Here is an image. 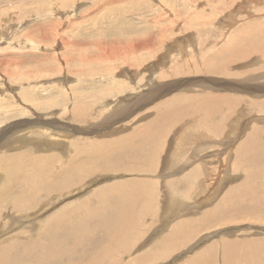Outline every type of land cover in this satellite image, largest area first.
I'll use <instances>...</instances> for the list:
<instances>
[{
  "label": "rangeland",
  "instance_id": "rangeland-1",
  "mask_svg": "<svg viewBox=\"0 0 264 264\" xmlns=\"http://www.w3.org/2000/svg\"><path fill=\"white\" fill-rule=\"evenodd\" d=\"M253 27L262 30V33L257 31L254 34L255 38L252 36ZM262 28L264 0H0V185L4 181L2 170H8L5 167V156L17 152H27L26 157L29 158L40 155L46 162L49 161L45 159L48 155L67 164H76L77 160L88 162L92 158L94 160V157L115 159L114 155L118 153L121 157L118 169L107 168L102 171L99 168L104 163L102 161L98 167L92 165L93 162L85 163L86 169L91 170L83 172L84 181L76 182L75 189L64 196L58 195L50 200L51 197L43 195L39 200L47 199L49 203L41 205L42 208L13 214L6 204H0V242L42 239V242L51 246L53 238L54 252L59 255L62 253L65 264L68 258L73 264L77 261L80 264L84 259L85 262L91 260L95 264L96 249L104 242L102 234L106 232L91 217L87 218L86 233L77 230V219H74L73 228L69 232L50 231L49 235H34L47 223L50 225L54 222L49 218L53 213L63 208L67 210L77 207L80 205L77 204L79 200L84 198L91 203L97 196L99 200L104 199L105 194H101L103 191H111L113 195L116 183L126 188V194L138 189L145 193L150 190L149 187L156 186L155 190L160 188L163 197L158 203L160 214L140 220V224L136 223L139 232L126 236V240L134 243L133 247L130 245L131 250H128L132 253H124L118 246L115 250L113 248L115 254L112 255L120 260L119 264H187L190 259L195 260L197 253L206 249L210 243H213L217 254L215 252L209 264H264V247L256 246L257 243L264 246V158L246 165V158L241 156L240 159L236 153L242 140L248 142L249 138L251 145L253 139V145H259H254L251 155H255L256 150L258 153L264 152ZM250 38L255 39L253 42L258 39L255 47H261L256 52L253 45L246 44ZM246 47L252 50L249 48L248 51ZM243 49L247 51L242 52ZM231 52L238 53L237 58L240 57L239 60L231 57L230 63L232 66L234 63L240 64V72L237 70L240 76H236L237 73L222 75L208 71L207 65H218L220 61L224 64V56L233 55ZM217 53L220 61L214 56ZM251 86H257V89ZM204 94L223 98V102L216 103L218 107L213 106L215 103L203 107L198 97ZM177 96L180 99L175 102V106H184L185 115H182L192 118L197 113V120L187 116H183V119L176 112V107L175 110L172 108L173 102L168 101ZM227 97H232L233 102L239 105H231L225 99ZM183 102L186 105H182ZM226 102L240 110L233 112L235 110ZM161 103V110L164 111L160 115L168 110L176 114L172 118V112L169 115L163 114V117L159 116L161 120L158 118L153 122L151 116L145 115ZM77 104H84L82 106L86 109L83 110ZM75 105L83 110L80 111L85 113L83 117L76 115L78 112L76 110L75 113ZM240 106L247 107L249 111ZM204 116L208 117L207 120ZM222 116L225 117L224 121ZM215 118L219 119L214 121ZM146 119L156 126L162 122V129L166 127L171 130L169 134L165 133L168 139L165 136L160 139L162 145L159 153L149 142L147 131L150 130L144 124ZM180 119L183 123L178 121ZM169 120L173 124L177 120L180 130L171 134L174 125ZM208 120L213 121L215 126ZM178 132L183 133L179 135L181 138H176ZM175 139L179 140L175 142ZM139 145V149L133 148ZM101 151L105 155H100ZM144 151L154 154L156 158L149 157L151 161L155 159V164L146 159L144 161V155H148ZM89 152L95 154L83 159L91 155ZM246 156L248 159L250 155ZM248 160L251 161V158ZM194 165L197 168L194 169ZM27 167L32 168L30 163H27ZM195 171L199 174L196 175ZM53 175L48 177L50 182L56 178ZM177 181H184L187 185L183 189L184 195L176 191L179 184ZM244 185L250 187L247 192L242 191ZM27 186H24L23 195L40 196L37 188ZM52 187L56 192L55 186ZM167 189L173 190L168 198L171 203H166L168 192L163 191ZM111 194L107 198L108 203L114 201ZM141 197L136 203L135 213L142 206L150 213L152 209L149 212V206L155 207L158 200L151 199L154 200L151 205V202L142 205L144 197ZM106 210L104 207L107 215L105 221L109 222L112 218L110 216L114 215ZM180 221L183 225L176 230ZM89 235L93 236L89 238ZM228 241L235 244L234 250L237 254L241 253L247 263L230 262L222 255L221 250ZM70 246L74 249L70 250ZM259 248H263V252ZM46 250H38L36 257L46 256ZM248 251L251 254H247ZM257 254L259 257H256ZM64 255L68 258H64ZM25 256L29 258H22L25 264L42 263L31 262L30 252ZM47 264H53L52 260Z\"/></svg>",
  "mask_w": 264,
  "mask_h": 264
},
{
  "label": "bare ground",
  "instance_id": "bare-ground-1",
  "mask_svg": "<svg viewBox=\"0 0 264 264\" xmlns=\"http://www.w3.org/2000/svg\"><path fill=\"white\" fill-rule=\"evenodd\" d=\"M258 28V27H257ZM257 28H254L253 27V31H254V33H253V31H252V33H253V38H255L254 36V34L257 32V31H261V33H262V30H259V29H257ZM252 29V28H251ZM263 29V28H262ZM264 30V29H263ZM249 33H250V31H249ZM259 35H260V33H258ZM241 35V34H240ZM246 35V34H245ZM262 35V34H261ZM260 35V36H261ZM242 36V35H241ZM247 36V35H246ZM246 36H245V38H246ZM252 36H250V37H252ZM257 36V35H256ZM243 38H244V36H242ZM248 37H249V34H248ZM262 37H263V35H262ZM262 37H260L261 39H263ZM237 38V37H236ZM242 39V38H241ZM244 40H246V39H244ZM260 40V39H259ZM253 41H255V39H251L250 38V40H248V42H247V40H246V42L244 41V43H246L247 45H248V43H250L251 44V46L253 45L254 46V50H255V52L257 51V49H260L259 47H261V46H263L264 47V45H261V46H259L258 45V47H255V44H257V41H258V39H257V41L256 42H253ZM260 43V42H259ZM229 45V44H228ZM232 45V44H231ZM232 46H234V45H232ZM250 46V47H251ZM252 46V47H253ZM227 47H229V46H227ZM244 47V46H243ZM248 47V46H247ZM245 48V49H248V51H249V48ZM233 49H235V48H233ZM242 49V48H241ZM245 49H243V51L242 52H244V51H247V50H245ZM251 50H252V48H250ZM263 49V48H262ZM221 51H223V50H221ZM221 51H220V53H221ZM264 51V50H263ZM263 51H261V52H263ZM252 52V51H251ZM248 53V52H247ZM204 54V53H203ZM223 54V53H222ZM231 54H233V52H231ZM238 54V53H237ZM237 54H233V55H229V56H224L226 59H225V63L223 64V63H221L222 61H220L219 59L220 58H217L218 56L217 55H219V53H217L216 55H214V56H216V58L218 59V61H220V63L217 65H214V64H212V65H209V67H208V65H207V69H208V71H211V72H219L220 74L222 73V75H232V74H235L236 75V73H237V75L236 76H240L239 74H238V71H239V69L241 68V66H240V64L239 63H237V64H235L234 63V61H237V59L239 60V58L240 57H238L237 58ZM245 54H246V52H245ZM245 54H243V55H245ZM255 54V53H254ZM248 55H251V54H248ZM257 55V54H256ZM260 55H261V53H260ZM223 56V55H222ZM245 56H247V55H245ZM244 56V57H245ZM264 56V55H263ZM219 57H221V56H219ZM231 57H236L237 59H234V61L232 62V63H234L233 64V66H232V64H230L231 63ZM200 58V57H199ZM247 58H248V56H247ZM249 58H251L250 56H249ZM260 58V57H259ZM246 59V58H245ZM222 60V59H221ZM224 60V59H223ZM248 60V59H247ZM247 60H245V61H247ZM244 61V62H245ZM194 62V61H193ZM217 62V61H216ZM229 62V63H228ZM238 62V61H237ZM248 62V61H247ZM250 63V62H249ZM195 64V63H194ZM257 64H259V63H257ZM262 64H263V62H262ZM202 66V65H201ZM257 67V66H256ZM259 67V66H258ZM263 67V66H262ZM201 68V67H200ZM252 68V67H251ZM250 68V69H251ZM254 68V67H253ZM261 68V67H260ZM259 68V69H260ZM206 69V68H205ZM247 68H245V70H246ZM249 69V70H250ZM258 69V70H259ZM262 69V68H261ZM238 70V71H237ZM118 71V70H117ZM207 71V70H206ZM247 71H248V69H247ZM247 71H246V73H247ZM253 71V69L251 70V72ZM240 72V71H239ZM101 73V72H100ZM216 74H218V73H216ZM215 74V75H216ZM242 74V73H241ZM251 74V73H250ZM254 73H252V75H253ZM103 82V81H102ZM116 83V82H115ZM257 87V86H256ZM255 86H251V88H253V89H257ZM242 88V87H241ZM113 89V88H112ZM117 91L119 90L118 88H115ZM261 89V88H260ZM116 91V92H117ZM253 92V91H252ZM208 93V92H207ZM199 94V93H198ZM203 94V93H202ZM213 94V93H212ZM217 94V93H216ZM112 95H114V94H112ZM189 95H190V93H189ZM197 95V94H196ZM195 95V96H196ZM231 95V94H230ZM182 96H184L183 94H182ZM212 96H214V95H212ZM210 97L209 96V94H208V96L206 95L205 96V94L204 95H202V96H199L198 98L200 99V104L202 105V104H204L203 105V107L204 106H206V104L208 105L209 103L211 104L212 103V105L213 106H217L218 107V105L217 104H219L220 102V104H222V102H223V98L222 99H218V98H216L215 96L214 97ZM224 96V95H223ZM233 96V95H232ZM75 97V96H74ZM79 97V96H78ZM230 97V96H229ZM238 97V96H237ZM99 98V97H98ZM232 98V97H231ZM231 98H225L226 100H228L227 102H231V105H234L235 104V102H233V98L231 99ZM235 98H236V95H235ZM239 98V97H238ZM241 98V97H240ZM259 98V97H258ZM258 98H257V100H258ZM75 99V98H74ZM170 99V98H169ZM172 99V100H171ZM168 102L169 103H172L173 102V106H172V108L174 109L176 106V104H175V102L177 103V101H178V99H180L178 96L177 97H173V98H171ZM186 99V98H185ZM196 99V98H195ZM224 99V100H225ZM242 99H244V98H242ZM247 99V98H246ZM246 99H244V100H246ZM168 100V99H167ZM167 100H166V102H167ZM203 100V101H202ZM77 101V100H76ZM76 101H74V102H76ZM180 101V100H179ZM235 101V100H234ZM238 101V100H237ZM248 101V100H247ZM252 101H254V100H252ZM189 102V101H188ZM187 102V103H188ZM197 102V101H196ZM227 102H226V104H227ZM263 102V101H262ZM82 103V102H81ZM164 103V102H163ZM178 103H180V102H178ZM192 103V102H191ZM217 103V104H216ZM252 103V102H251ZM257 103H259V102H257ZM74 104V103H73ZM86 104V103H85ZM182 104V103H181ZM190 104V103H189ZM225 104V106L227 107V105ZM237 105H239L238 103H236ZM235 104V105H236ZM242 104H244V103H242ZM250 104V103H249ZM248 104V105H249ZM260 104V103H259ZM82 105H84V104H77V106H80V107H83ZM164 105H165V103H164ZM178 105V104H177ZM182 105H186V102H183V104ZM211 105V106H212ZM231 105H228L229 107L231 106ZM237 105H236V107H237ZM241 105V104H240ZM254 105V104H253ZM52 106V105H51ZM77 106L75 105V108H74V110H75V113H76V110H77V112L78 113H76V115H81L82 117H83V114H85V113H82V112H80V111H83V110H85L86 108H84L83 110H81V108H77ZM87 106V105H86ZM160 106H162V103H161V105H158L157 107H153L152 109H150L149 110V112H147L146 113V115L145 116H151L150 118H152V121L153 122H156L157 121V119L159 118V116L161 117H163V114H166V115H169V114H171V112H172V115H170V117L171 116H175L174 115V113H173V111H169L168 109V111H166V112H164V113H161V115H160V112L161 111H164V109H162L161 110V107ZM170 106H171V104H170ZM180 106V105H179ZM200 106V105H199ZM212 106V107H213ZM260 106V105H259ZM264 106V105H263ZM262 106V107H263ZM48 107V106H47ZM208 107H210V106H208ZM217 107H214L213 109H215V108H217ZM220 107V106H219ZM232 108L234 107V106H231ZM240 107H242V106H240ZM253 107V106H252ZM255 108H256V106H254ZM185 108H187L186 106H185ZM189 108H190V106H189ZM200 108V107H199ZM247 109V107L245 108V107H242V109ZM177 111V113H179V114H184V106L183 107H176L175 108ZM174 109V110H175ZM197 109V108H196ZM203 109V108H202ZM220 109H223V108H220ZM229 109L230 108H228L227 110L229 111ZM252 109V111H253V108H251ZM88 110V109H87ZM206 110V109H205ZM210 111H211V109H209ZM227 110H225V111H227ZM232 110V109H231ZM233 110H235V111H233V112H235L236 113V111L237 110H240V108L239 109H235V108H233ZM256 111H257V109H255ZM262 110V109H261ZM66 111V110H65ZM214 111V110H213ZM223 111V110H222ZM242 112H243V110H241ZM247 111H249V109H247ZM246 111V112H247ZM169 112V113H168ZM187 112H189V111H187ZM191 112H192V109H191ZM207 112H208V110H207ZM220 112V111H219ZM219 112H217L218 113V115H219ZM231 112V111H230ZM232 112V113H233ZM240 112V111H239ZM201 113V112H200ZM202 113H203V111H202ZM212 113V112H211ZM224 112H222L221 114H223ZM176 114V113H175ZM187 114V113H186ZM195 115H197V113H194ZM180 115V116H181ZM185 115V114H184ZM184 115H182L181 116V118H183V116ZM195 115H193L192 116V118L191 117H189V116H187V117H189L190 119H192V120H197V117L195 116ZM215 115V114H214ZM225 115V114H224ZM87 116V115H86ZM186 116H184L185 118H186ZM234 116H236L235 114H234ZM233 116V117H234ZM73 117V116H72ZM153 117H156V118H153ZM170 117H168L169 119H170ZM177 117H179V116H177ZM205 117V116H204ZM221 117V116H220ZM219 117V118H220ZM223 117L224 116H222V120L224 121V119H225V117H224V119H223ZM79 118V117H78ZM149 118V119H150ZM172 118V117H171ZM175 119H176V117H174ZM180 118V117H179ZM185 118H183V119H185ZM206 118H208L207 116L205 117V119ZM211 118V117H210ZM212 118H214V117H212ZM218 118V119H219ZM149 119H146L145 121H144V124L146 125V128H147V130H150V131H147L148 132V134H147V136H148V138H150L149 139V142H151L152 143V146L154 147H156L155 149H158V153H159V151H160V145H162V143L160 142V139L162 138V137H166V136H168V134L170 133V132H168V131H171V130H169V129H167L166 127H163V129H162V127H161V123H158L157 124V126L156 125H154V123L153 122H148V120ZM160 119V118H159ZM174 119V120H175ZM216 119L217 118H215V119H213L214 121H216ZM217 119V120H218ZM161 120V119H160ZM166 120V119H165ZM182 119H180V120H178L179 122H181V123H183L182 121H181ZM199 120V119H198ZM207 120V119H206ZM210 120V119H209ZM209 120H208V122H209ZM177 121V120H176ZM174 122V124L172 123V121H170L169 120V123L171 122L173 125V133L171 132V134H174L176 131L175 130H180V128H181V126H179L180 124H178V121L177 122ZM183 121H186V120H183ZM203 121V120H202ZM167 122V123H166ZM166 122H164V124L166 123V124H168V125H170L169 123H168V121H166ZM199 122V121H198ZM221 122V120L219 121V123ZM226 122V121H225ZM185 123H188V122H185ZM209 123H211L213 126H215V124L213 123V121H210ZM165 124V125H166ZM177 124V125H176ZM206 123H204V126H206L205 125ZM224 124V123H223ZM185 125V124H184ZM203 125V123L201 122V126ZM222 125V124H221ZM155 126H156V128H155ZM167 126V125H166ZM210 126V125H209ZM257 126V125H256ZM162 129H160V128ZM207 127V126H206ZM218 127H221V126H219L218 125ZM218 127H217V130H218ZM183 128H185V127H183ZM201 128V127H200ZM200 128L198 129V130H200ZM209 128V127H208ZM220 129V128H219ZM211 129L209 128V131H210ZM220 130H223V129H220ZM259 130V129H258ZM257 130V131H258ZM261 130V129H260ZM182 131V130H181ZM185 131V130H184ZM213 131H215V130H213ZM252 131H254V130H252ZM146 132V133H147ZM168 132V134L166 135L165 133H167ZM201 132H202V129H201ZM255 132V131H254ZM203 133H204V131H203ZM207 133V132H206ZM211 133H212V130H211ZM222 133V132H221ZM251 133H253V132H251ZM182 134L183 133H179L178 132V134H175L176 135V138L178 137V138H181L180 136H182ZM217 134V133H216ZM174 135V136H175ZM180 135V136H179ZM251 135V134H250ZM255 135V134H254ZM258 135V134H257ZM207 136V135H206ZM205 136V137H206ZM213 136H215V135H213ZM217 136V135H216ZM204 137V136H203ZM250 137V136H249ZM251 137H252V135H251ZM171 138V137H170ZM254 138V137H253ZM256 138V137H255ZM257 138H258V136H257ZM256 138V139H257ZM166 139H168L167 137H166ZM250 139V138H249ZM249 139H247L248 140V142H247V144H245L246 142L245 141H243L242 140V142L240 143V145L237 147V151H236V153H237V157L238 158H240L241 156H243V157H245L246 158V161H248V162H246V165H247V163H250V164H253V162H256V160H259V159H262L263 160V158H264V152H259L258 153V151L256 150L255 151V155H251V153H253L254 151V145L256 146V144H254L253 145V142L255 141V139H253L254 141H252V145H251V140H249ZM156 140V141H155ZM171 141H172V139H170ZM176 140L178 141L179 139H175V142H176ZM258 140V139H257ZM259 140H260V138H259ZM137 141H139V140H137ZM164 141V140H163ZM136 142V141H135ZM140 142V141H139ZM155 142L157 143V145L155 144ZM165 142V141H164ZM172 142H174V141H172ZM244 142V143H243ZM137 143V142H136ZM255 143H257V141L255 142ZM261 143V142H260ZM164 144V143H163ZM264 144V143H263ZM262 144V145H263ZM133 145H135L134 143H133ZM172 145H173V143H172ZM180 145V144H179ZM132 146V145H131ZM178 146V145H177ZM259 145H258V143H257V146L256 147H258ZM261 146V145H260ZM140 148V145L139 146H137V147H133V148H135V149H139ZM164 147H167L166 145H164ZM263 147V146H262ZM246 148V150H244ZM146 150V149H145ZM149 150V149H148ZM194 150V149H193ZM260 150V149H259ZM103 152H105L106 150H102ZM101 151V153H100V155H105V153L103 154V152ZM248 151H250L249 153H248ZM251 151H253V152H251ZM262 151V150H261ZM98 152V151H97ZM118 152H120L119 151V149H118ZM121 152H124V150H122ZM247 152V153H246ZM91 155H86L85 157H83V159H88L89 157H93V155L95 154V153H92V152H89ZM143 153V152H142ZM144 153H145V151H144ZM143 153V154H144ZM142 154V155H143ZM145 154H148V155H144L145 157H144V161H145V159L146 160H148V161H150L152 164L154 163L155 164V159H153L154 161H151L152 159L149 157V156H154V154H152V153H145ZM250 155L249 156V158L248 159H250L251 158V161H249L248 159H247V156L246 155ZM26 155H28V153L27 152H21V153H18L17 152V154H11V155H7V156H5V167H8V170H2L3 172H2V176H3V182L1 183V185H0V204L1 205H5L6 204V206H8V208H9V210H10V212H12L13 214L14 213H17V212H19V214H20V212L21 211H23V212H29V211H33V210H36V208H38V207H40V208H42V206L41 205H47L49 202H46V200L47 199H44L43 201H40L39 199L40 198H43V195L45 196V197H47V198H50L51 197V199L50 200H52V199H54L55 197H57L58 195H61V196H64V195H66L68 192H70L71 190H74L75 188H74V184L76 183V182H79V183H81V182H83L84 181V178H82L83 177V172H86V171H90L91 169H86V165H85V163H90V162H93L92 163V165L93 164H95L97 167L99 166V162H104L103 164H100V166H99V168H102V171H106V170H103V169H107L108 168V170H112V169H118L119 167V164H118V162H119V160L121 159V157H119V153L118 154H116V155H114V157H115V159H110V160H107V159H105V158H95L94 157V160H89L88 162H83L82 160L79 162L78 160L76 161V164H67V163H62V162H58L57 160H55L54 158H52V157H50V156H46L45 157V159L46 160H49L48 162H46L45 160H43L42 158H41V156L39 155L37 158H29V157H26ZM156 155H158L157 153H156ZM162 155V154H161ZM36 156V155H35ZM56 159H58L55 155H53ZM136 156V155H135ZM164 156V155H163ZM138 157V156H137ZM132 158V157H131ZM134 158V157H133ZM140 158V157H139ZM154 158H156L155 156H154ZM157 158H159V156L157 157ZM135 159H137V158H135ZM160 159V158H159ZM241 159V158H240ZM51 160V161H50ZM261 160V161H262ZM45 161V162H44ZM253 161V162H252ZM54 162H56V165L54 164ZM106 162V163H105ZM203 162H205V161H203ZM243 162V161H242ZM27 163H30V165H31V167L32 168H28L27 167ZM73 163H75V162H73ZM208 163V162H207ZM245 163V162H244ZM91 164V163H90ZM203 164V163H202ZM149 165V164H148ZM228 165V164H227ZM242 165H243V163H242ZM245 165V164H244ZM243 165V166H244ZM262 165V164H261ZM195 167H194V169L195 168H197L196 167V165H194ZM56 167H58V168H56ZM54 168H56L57 170H55ZM199 168V167H198ZM204 168V167H203ZM254 168V167H253ZM253 168H252V170H253ZM259 168H260V166H259ZM193 169V170H194ZM264 169V168H263ZM262 169V170H263ZM150 170V169H149ZM192 170V169H191ZM192 170V171H193ZM197 170V169H196ZM247 170H248V168H247ZM151 171V170H150ZM153 171V170H152ZM151 171V172H152ZM197 171H199V170H197ZM204 171V170H203ZM250 171V170H249ZM196 172V171H195ZM195 172L193 173V176H194V174H195ZM191 173V172H190ZM207 173V172H206ZM249 173V172H248ZM254 174H255V172H253ZM50 174H55V175H53V176H56V178H55V180L53 181V182H50L48 179V177L50 176ZM88 174V173H87ZM199 174V173H198ZM197 174V172H196V175H198ZM250 174L251 173H249V176H250ZM253 174V175H254ZM52 176V177H53ZM205 176V175H204ZM255 176H256V174H255ZM198 177V176H197ZM260 178V177H259ZM258 178V179H259ZM82 179V180H81ZM188 179V178H187ZM257 179V180H258ZM247 179H245V181H246ZM87 182V181H86ZM184 182V181H183ZM182 181L181 182H178L177 181V183H179V184H177V192H181L183 195H184V190L183 189H185V187L187 186V185H185L184 183H183ZM187 182H189V181H187ZM244 182V181H243ZM249 182V181H248ZM136 184V183H135ZM134 184V185H135ZM180 184L182 185V187L180 186ZM249 184V183H248ZM26 185H28L27 186V188L28 187H33V189L34 188H37L38 190H39V192H40V196H36V194H30V195H27V194H25V195H23L22 194V192L25 190V187L24 186H26ZM39 185V186H38ZM150 185V184H149ZM174 186H175V184H173ZM250 185V184H249ZM52 186H55V188L57 189V191L55 192V190H54V188L52 187ZM114 186H116L115 187V190L113 191V195L111 194V191L110 192H101V194H103V196H104V194H105V197H104V199L102 198L101 200H99V197L97 196L95 199H94V201H93V203H91V201L89 202L87 199H85L84 198V200H82L81 198V200H79V202L77 203V204H80V205H78L77 207H74V208H70V209H67V210H65L66 208H63L60 212H58V213H53L49 218H51L52 220H54V222L52 223V224H50V225H47L46 224V226H44V227H41L40 229H41V232H40V229L38 230V233L37 234H35L34 236H36V235H38L39 233H41L42 235L43 234H47V235H49V232L50 231H64V232H69V231H71V229L73 228V221H74V219H77V222L75 223L77 226V230H79L80 231V229H81V232H83V233H86L87 232V218L89 217H91L92 218V220H94L95 221V223H97V225H98V227L100 226V229L101 230H104L106 233H104V234H108L107 236H105L104 234H102V237H103V241L101 240L100 242H103V243H105V244H103L102 243V245H100V246H98L97 248L98 249H96L95 248V246L93 247L94 249H96L98 252H97V254H96V256H94L95 258H96V263L95 264H106V263H111V264H119V261L120 260H117L116 259V257H114L112 254H115V253H113L114 251H113V248H114V250H115V248L118 246L119 248L121 247L123 250H124V253H126L131 247H130V245L132 244V241L130 240V241H128V240H126V236H128V235H134L135 234V232H139V230H140V228L138 227V224H140L139 223V221L140 220H144V218H148V219H151V217H154V216H156L157 215V213H159L158 212V203L160 202V201H162V199H163V197H161L162 196V194H161V192L162 191H159L160 190V188L158 189V191H156L155 189V187H153L152 188V186L151 187H149V191H147V192H143V191H140L139 192V189L138 190H136V191H132L131 193H127L126 194V188H123L122 187V185L121 186H119V183H116V184H114ZM173 186V187H174ZM42 187H44V189L42 188ZM171 187V186H170ZM184 187V188H183ZM116 188H118V189H116ZM147 188V187H146ZM145 188V189H146ZM165 188H168V187H166L165 186ZM175 189V188H174ZM240 189V188H239ZM250 189V187L249 186H247V185H244L243 186V192H247L248 190ZM54 190V191H53ZM141 190H143V189H141ZM153 190L154 191H156V192H153ZM163 190V189H162ZM95 191V190H94ZM165 191H167L168 192V195L166 196V203L167 202H170L169 201V196L171 197V192H173V190H171V189H167V190H164L163 192L164 193H166ZM190 191V190H189ZM98 192V191H97ZM157 192H158V195H157ZM187 192V191H186ZM229 193V192H228ZM18 194H20V195H18ZM112 195L111 197L112 198H114V201H113V203L112 202H110V203H108V196L109 195ZM188 194V193H187ZM260 194V193H259ZM144 197V200H143V202L141 201V203H143L142 205H144V204H146L147 202H151L150 203V205L153 203V201L154 200H151V199H157L158 200V202H157V204H156V206L155 207H151V206H149L150 208H148L149 209V212L151 211V209H152V211L150 212V213H148L147 212V210H145L144 209V206H142V207H138V210H136V213H135V207H136V203H137V201H139L138 199L140 198V197ZM180 196V195H179ZM110 197V198H111ZM141 197V198H142ZM159 197H161V198H159ZM180 197H182V196H180ZM257 197V196H256ZM89 198V197H88ZM116 199V200H115ZM160 200V201H159ZM178 200V199H177ZM252 201V200H251ZM253 201H255V200H253ZM180 202V201H179ZM244 202V201H243ZM258 202V201H257ZM139 203V202H138ZM165 203V204H166ZM171 203V202H170ZM218 204V203H217ZM231 204V203H230ZM264 204V203H263ZM73 205V204H72ZM154 205V204H153ZM168 205V204H167ZM253 205V204H252ZM256 205V204H255ZM130 206H131V208H130ZM225 205L223 204V207H224ZM227 206V205H226ZM104 207L105 208H107V210H109L114 216H110V217H112L111 218V220L108 222V221H105V218H106V213H105V211H104ZM217 207H218V205H217ZM222 207V208H223ZM257 207V206H256ZM3 208V207H2ZM213 208H215V207H213ZM132 209V210H131ZM161 209H163V208H161ZM225 209V208H224ZM8 210V209H7ZM8 210V211H9ZM81 210V211H80ZM106 210V211H107ZM109 211L107 212V213H109ZM208 211H209V209H208ZM216 212H218L217 211V209L215 210ZM76 212H78V213H76ZM79 214L80 216H73V214ZM210 213V212H209ZM18 214V213H17ZM22 214V213H21ZM160 214V213H159ZM205 214V213H204ZM218 214V213H217ZM3 215V214H2ZM205 215H207V214H205ZM21 216V215H20ZM114 217H117V219L118 220H116ZM115 219V220H114ZM8 221V220H7ZM108 222V223H105V222ZM201 221V220H200ZM105 224H104V223ZM197 222H199V221H197ZM7 223V222H6ZM94 223V222H93ZM101 223V224H100ZM136 223H138V224H136ZM190 223H191V221H190ZM104 224V225H103ZM200 224V223H199ZM93 225V224H92ZM96 225V224H95ZM182 222L180 221L177 225H176V227L175 228H177L176 230H179V229H181V227H182ZM192 225V224H191ZM104 226V227H103ZM95 228V227H94ZM138 228H139V230H138ZM175 228H174V231H176L175 230ZM187 228H188V226H187ZM190 228V227H189ZM76 229V228H75ZM92 229V228H91ZM99 229V228H98ZM93 230V229H92ZM184 230H186V228L184 227ZM189 230V229H188ZM193 230V229H192ZM23 231V230H22ZM73 231H74V229H73ZM173 231V232H174ZM63 232V233H64ZM78 232V231H77ZM92 232V231H91ZM108 232H110V233H108ZM101 233H103V232H101ZM180 233V232H179ZM137 234V233H136ZM20 235V234H19ZM55 235V234H54ZM56 235L58 236V233H56ZM60 235V234H59ZM39 236V235H38ZM63 236V235H62ZM65 236V235H64ZM91 236H93V235H89V238H91ZM98 237H99V235H98ZM97 237V238H98ZM169 237V236H168ZM168 237H166V238H168ZM42 238V237H41ZM52 238V237H51ZM61 238V237H60ZM88 238V239H89ZM96 238V237H95ZM15 239V238H14ZM38 239V238H37ZM57 239H59V237L57 238ZM100 239V238H99ZM127 239H128V237H127ZM3 240H5V239H3ZM42 240V239H41ZM41 240H35V239H31V241L30 242H19L20 240L18 239V240H13V241H2V242H0V264H25V263H23V259L22 258H26V259H28L29 260V258L27 257V256H25V255H27L29 252L30 253H32V256H31V262H33V263H37V262H39V263H43V264H47V262L51 259L52 260V263L53 264H65L64 263V259H62L63 258V256H61V254L59 255V254H57L56 252H54V247H53V238H52V240L50 241V245L51 246H48L47 244H45L44 242H42ZM62 241H63V239H61ZM92 240L94 241L95 239H93L92 238ZM163 240H167V239H163ZM33 241V242H32ZM62 241H58L59 243L61 242L62 243ZM67 241V240H66ZM68 241H69V239H68ZM243 241V240H242ZM99 242V243H100ZM241 242V241H240ZM239 242V243H240ZM248 242V241H247ZM58 243V244H59ZM88 243V242H87ZM238 243V244H239ZM242 243V242H241ZM240 243V244H241ZM245 243V242H244ZM93 244V243H92ZM134 244V243H133ZM133 244H132V247H133ZM164 244V243H163ZM247 244H249V243H247ZM246 244V245H247ZM258 245H256V246H258V247H264L262 244H259V243H257ZM65 245H67V243L65 244ZM70 245H71V242H70ZM232 245H233V247H232ZM57 246V245H56ZM85 246H88V245H86L85 244ZM161 246V245H160ZM239 246H241V245H239ZM244 246H245V244H244ZM255 246V247H256ZM246 247V246H245ZM249 247V246H248ZM24 248V249H23ZM40 248V249H39ZM63 248H66V246H64ZM62 248V249H63ZM111 248H112V250H111ZM234 248H236V246H235V244L232 242V241H228V242H226L225 244H224V248L221 250V253H223L222 255L223 256H226L227 257V259H229L228 261H233L234 263H237V262H242V263H247V259L245 258V257H243L242 255H241V253H239L238 252V254H237V252L234 250ZM237 248H238V246H237ZM240 248H242V247H240ZM254 248V247H253ZM19 249V250H18ZM44 249H47L46 251H47V253H46V256H40V257H36L37 256V253H38V250H44ZM66 249H68V248H66ZM71 249H74L73 247H71L70 246V250ZM239 249V248H238ZM237 249V250H238ZM243 249H245V248H243ZM262 249L263 248H259V250H261L262 251ZM57 250H59V249H57ZM111 251V253H110V251ZM117 250H119L120 251V249H117ZM131 250V249H130ZM256 250V249H255ZM259 250H257V252L259 251ZM10 251V252H9ZM63 251V250H62ZM67 251V250H66ZM249 251H250V247H249ZM247 252V254L248 253H250V252ZM89 252H92V250L91 251H89ZM128 252H131V251H128ZM215 252H216V254H217V251H216V249L214 248V246H213V243H210L209 245H208V247H206V249H204L203 251H200L199 253H197V255H196V257H195V260L194 259H190V261L189 262H187V264H195L194 263V261H196V263L197 262H199V263H202V264H209L210 263V261H212L213 259H214V257H215ZM243 252H245V251H243ZM256 252V253H257ZM263 252V251H262ZM10 253H12V254H10ZM64 254H66L67 255V253H65V252H63ZM68 253H70V252H68ZM76 253V252H75ZM78 253V252H77ZM132 253V252H131ZM164 253V252H163ZM44 254V253H43ZM119 254H121V253H119ZM251 254V253H250ZM261 254H263V253H261ZM31 255V254H30ZM152 255V254H151ZM153 256H154V254H153ZM229 256L231 257H233V258H229ZM245 256V255H244ZM252 256H254V255H252ZM251 256V257H252ZM30 257V256H29ZM89 257V256H88ZM87 257V258H88ZM135 257V256H134ZM256 257H259L258 256V254H257V256ZM64 258H68L67 256H65L64 255ZM73 258V257H72ZM253 258V257H252ZM137 259H138V257H137ZM217 259V258H216ZM216 259L214 260V261H216ZM237 259H239V260H237ZM253 259H257V258H253ZM260 259V258H259ZM259 259L257 260V261H259ZM85 260L86 259H84V261L82 262H79L80 264H93V261H88V262H85ZM74 261V260H73ZM17 262V263H16ZM25 262V261H24ZM65 262H66V260H65ZM217 262H219L218 260H217ZM249 262H250V260H249ZM262 263H263V261H261ZM41 263V264H42ZM67 263V262H66ZM68 263L69 264H73L72 262H70V260H69V258H68ZM67 263V264H68ZM77 263H78V261H77ZM77 263H74V264H77ZM121 263V262H120ZM251 263V262H250ZM249 263V264H250ZM27 264V263H26ZM122 264V263H121ZM225 264V263H224ZM253 264V263H252Z\"/></svg>",
  "mask_w": 264,
  "mask_h": 264
}]
</instances>
